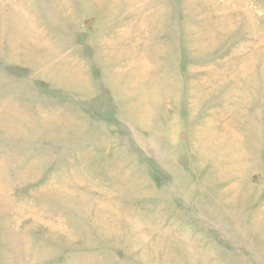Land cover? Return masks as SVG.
I'll return each instance as SVG.
<instances>
[{"label": "rangeland", "instance_id": "374dc122", "mask_svg": "<svg viewBox=\"0 0 264 264\" xmlns=\"http://www.w3.org/2000/svg\"><path fill=\"white\" fill-rule=\"evenodd\" d=\"M0 264H264V0H0Z\"/></svg>", "mask_w": 264, "mask_h": 264}]
</instances>
